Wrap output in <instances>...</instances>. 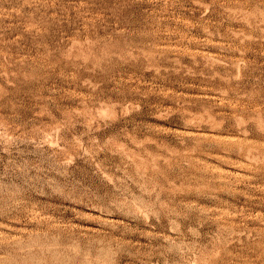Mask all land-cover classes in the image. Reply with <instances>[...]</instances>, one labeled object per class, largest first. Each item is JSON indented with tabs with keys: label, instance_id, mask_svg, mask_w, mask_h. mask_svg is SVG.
Here are the masks:
<instances>
[{
	"label": "rangeland",
	"instance_id": "rangeland-1",
	"mask_svg": "<svg viewBox=\"0 0 264 264\" xmlns=\"http://www.w3.org/2000/svg\"><path fill=\"white\" fill-rule=\"evenodd\" d=\"M0 264H264V0H0Z\"/></svg>",
	"mask_w": 264,
	"mask_h": 264
}]
</instances>
